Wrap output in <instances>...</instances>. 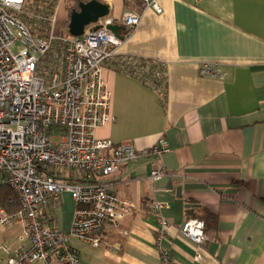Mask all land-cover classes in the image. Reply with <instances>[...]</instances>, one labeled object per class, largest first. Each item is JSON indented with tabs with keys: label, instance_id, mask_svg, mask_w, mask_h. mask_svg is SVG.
<instances>
[{
	"label": "crops",
	"instance_id": "obj_1",
	"mask_svg": "<svg viewBox=\"0 0 264 264\" xmlns=\"http://www.w3.org/2000/svg\"><path fill=\"white\" fill-rule=\"evenodd\" d=\"M96 1L109 6L123 38L104 66L116 123L96 137L138 151L164 139L169 150L107 177L65 171L64 179L78 183L109 182L134 205L120 229L105 226L98 248L76 238L71 245L85 264H161L153 205L162 203V215L172 223L167 244L176 264H264V0H158L160 15L137 0ZM53 4L65 34L68 0H47L40 10L47 13ZM130 11L142 18L128 35L121 20ZM124 57L164 63L162 91L121 71ZM205 67L212 72L204 75ZM159 167L169 175L152 182ZM45 208L52 223L70 231L76 204L68 194ZM204 214L218 223L206 231L203 260L195 261V247L181 229ZM22 233L20 223L0 226V248L19 247Z\"/></svg>",
	"mask_w": 264,
	"mask_h": 264
},
{
	"label": "built area",
	"instance_id": "obj_2",
	"mask_svg": "<svg viewBox=\"0 0 264 264\" xmlns=\"http://www.w3.org/2000/svg\"><path fill=\"white\" fill-rule=\"evenodd\" d=\"M35 1L26 11V0H0V183L13 191L20 205L14 213L0 209V226L20 223L23 228L19 247L0 248V264H85L71 238L98 248L105 226L120 229L134 205L120 199L109 182L78 183L64 179V172L107 177L139 159L161 157L169 147L161 139L151 149L138 151L130 143L115 146L96 137L100 128L116 123L104 72L122 44L109 29L116 23L107 16L86 27L82 36L58 35L59 5H48L44 13L40 7L47 0ZM137 1L142 9L162 14L158 0ZM141 18L130 11L121 24L133 32ZM29 22L35 29L45 24L47 34L34 35ZM120 70L157 91L166 84V65L159 61L124 57ZM210 72L203 70L204 75ZM168 175L159 167L150 179L158 182ZM65 194L76 204L68 232L52 223L45 208ZM162 208V203L153 205L156 247L161 264H176L167 244L172 223ZM181 234L194 245L195 261L203 260L204 221L188 219Z\"/></svg>",
	"mask_w": 264,
	"mask_h": 264
},
{
	"label": "water",
	"instance_id": "obj_3",
	"mask_svg": "<svg viewBox=\"0 0 264 264\" xmlns=\"http://www.w3.org/2000/svg\"><path fill=\"white\" fill-rule=\"evenodd\" d=\"M109 6L99 1L92 0L88 3H83L80 6V11L71 14L70 23L68 26L69 34L73 37H79L84 34L85 28L97 23L100 19L109 16ZM122 27L119 25H111L109 29L119 38L123 39L119 34Z\"/></svg>",
	"mask_w": 264,
	"mask_h": 264
},
{
	"label": "trees",
	"instance_id": "obj_4",
	"mask_svg": "<svg viewBox=\"0 0 264 264\" xmlns=\"http://www.w3.org/2000/svg\"><path fill=\"white\" fill-rule=\"evenodd\" d=\"M90 1H92V0H68V3H69V7H68L69 21L67 22V25H66L67 28H68L69 23H70L71 14L73 12L80 11V6L83 3H88ZM130 33L131 32L128 30V35ZM64 35H69V31L67 33H65ZM163 95H165V93H163ZM96 182H98V181L93 180L90 183H96ZM9 200H12L13 203H9ZM0 208L4 209L7 213H14V212H17L20 210L19 202L17 200V197L13 193V191L11 189H9V187L7 185H3L1 183H0ZM197 219L204 221L205 226H206V231L210 227L215 228L217 226V223H218V219L215 216L210 215V214H204L202 217H197Z\"/></svg>",
	"mask_w": 264,
	"mask_h": 264
},
{
	"label": "rangeland",
	"instance_id": "obj_5",
	"mask_svg": "<svg viewBox=\"0 0 264 264\" xmlns=\"http://www.w3.org/2000/svg\"><path fill=\"white\" fill-rule=\"evenodd\" d=\"M36 1L35 0H26V6H25V9H26V11H28L29 10V6H31V5H33L34 3H35ZM50 3V2H49ZM54 5V4H53ZM48 7V6H47ZM50 7V6H49ZM51 8V7H50ZM60 10V9H59ZM63 12V11H62ZM62 12H61V16H62ZM29 26H30V28L32 29V32H33V34L34 35H46L47 34V28L45 27V24H39L38 25V27H37V29H35L34 27H33V23L32 22H29ZM56 34H63L64 35V25L62 26V25H57V27H56ZM58 42H54V44H53V46L55 45V44H57ZM16 49H18V47L16 48ZM16 51V50H15Z\"/></svg>",
	"mask_w": 264,
	"mask_h": 264
}]
</instances>
